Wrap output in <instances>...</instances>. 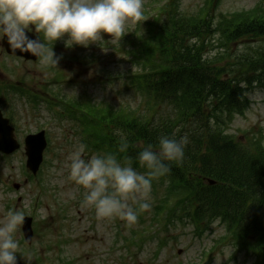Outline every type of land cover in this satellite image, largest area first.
Wrapping results in <instances>:
<instances>
[{"label":"clouds","instance_id":"clouds-1","mask_svg":"<svg viewBox=\"0 0 264 264\" xmlns=\"http://www.w3.org/2000/svg\"><path fill=\"white\" fill-rule=\"evenodd\" d=\"M142 19L143 0H0V41L57 69L61 58L54 52L56 42L71 48L97 44L105 36L119 40L129 23ZM188 143L187 135L164 136L155 148L151 144L142 148L136 159L147 175L137 172L131 163L122 165L110 154L86 157V146L81 144L70 157L69 176L85 190L83 204L98 217L118 218L132 225L138 212L124 201L130 194L140 193L138 209L148 210L152 181L167 175L170 163L183 160ZM23 221L19 211H9L0 219V264H16L19 245L15 234Z\"/></svg>","mask_w":264,"mask_h":264},{"label":"rangeland","instance_id":"rangeland-1","mask_svg":"<svg viewBox=\"0 0 264 264\" xmlns=\"http://www.w3.org/2000/svg\"><path fill=\"white\" fill-rule=\"evenodd\" d=\"M258 2L264 4V0H225L219 5L216 13L226 14L234 11L247 10ZM201 4L202 0H183L181 8L184 13L192 14L198 10ZM115 57H118V55L115 54ZM61 65L62 64L59 66ZM44 77H50V74L43 72L38 76L37 80L40 82ZM55 79H58V76H55ZM87 79H91L90 74L87 76ZM85 84L87 85L89 94L97 99L109 100L112 97L115 98L113 91L117 89L116 86L113 88L107 86L105 90L102 84L97 85L96 81L95 83L87 81ZM62 89H65V87H62ZM70 90V88H67L66 91L68 94H72L69 92ZM80 90L81 87H78L76 91L79 92ZM107 90L112 91L110 95L107 93ZM121 94L124 95L121 97V101L127 102L130 99L133 106H135L137 99L133 90H123ZM249 97L252 103L245 115L237 117L232 123V135L239 136L240 133L251 131L255 133L258 128H261L264 134V102L261 104V100H264V91L256 90L252 92ZM27 126L30 125H27L26 121L25 131H31V128ZM73 151L74 149L68 147V145L62 147L58 152L62 160L61 163H58L59 167L46 171V180H56L58 192L53 193V195L59 198V202H52V194H47L44 198V204L48 206V210L42 211V215H44L42 218H48V225L52 221L53 226L56 228V232L47 234L44 241L47 242L52 240L61 242L65 251L63 256L68 260L75 261L76 264H103V262L104 264H120L119 262L124 252L122 249L124 237L129 235L128 231L120 230V234L116 233L115 235V225H112L111 219L101 218L98 223L97 232L93 233L89 231L88 223H86V216L89 214L88 208L68 207L71 209L68 212L67 221L60 220V215L55 208V206L58 207V204L62 202L67 203L70 198L77 196V191L74 189V184L70 179L68 169ZM140 199V193H132L124 202L132 207V205ZM48 225H39L38 227L40 230H43ZM120 225L124 226L121 222ZM119 229L121 228H117L116 232H118ZM185 230L186 232H182L179 229L174 232L171 231L167 236L169 246L161 250L157 254L156 259H154V254H156L155 244L147 243L144 248L137 252V262L133 264H186L189 260L196 259L202 248L211 246L213 239L223 235L222 228L218 224H215L211 231L204 235L202 241L193 240L190 230L188 228ZM36 240L37 238L35 237V243ZM112 244L117 248V252L114 254H111L109 251V247ZM178 251H181L180 254H178ZM231 253V250H224L223 254L216 256L214 264H244L245 257L242 255L238 257L237 263L230 261L229 257ZM251 261L252 260H248L245 264H250ZM51 264H55L53 260Z\"/></svg>","mask_w":264,"mask_h":264},{"label":"trees","instance_id":"trees-1","mask_svg":"<svg viewBox=\"0 0 264 264\" xmlns=\"http://www.w3.org/2000/svg\"><path fill=\"white\" fill-rule=\"evenodd\" d=\"M224 154L229 155L227 157L228 161H226L224 159L220 161V163L222 161H224L225 164H224V166L222 165V169L217 173L223 174L229 178L238 179V182H240V184L242 186L248 187L249 189H252V187H256L258 185L257 178L260 180H262L264 178V172L255 171L253 169V163H251V162H253V160H251L250 162L243 160L244 163H249V165H246V164L243 165L242 160L234 153V151L232 149H231V152H224V151H217L216 152L218 159H220L221 157H224ZM243 193H244L245 197L247 198L246 204L241 205L240 208L230 206L229 204L226 205V212L232 221H237L240 216L243 217V215L246 212L245 209L247 207L248 200H250V198L253 197V195L249 194L247 188H246V191ZM256 200L260 203V205L258 207L264 206V195H262L261 198L256 199ZM250 212H251L250 213L251 216L255 217L253 219L256 220L257 224L261 223L263 226L264 221L258 220V217H261L262 215L256 217L258 210L254 209V210H251ZM257 232L260 233V231L255 230L254 234H256ZM262 234H263V240H264V232H262Z\"/></svg>","mask_w":264,"mask_h":264}]
</instances>
